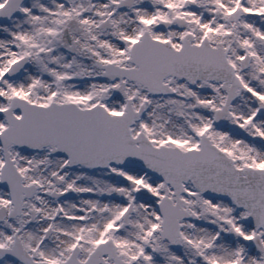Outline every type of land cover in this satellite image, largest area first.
Returning <instances> with one entry per match:
<instances>
[{
    "label": "snow or ice",
    "instance_id": "6c2138e0",
    "mask_svg": "<svg viewBox=\"0 0 264 264\" xmlns=\"http://www.w3.org/2000/svg\"><path fill=\"white\" fill-rule=\"evenodd\" d=\"M0 264H264V0H0Z\"/></svg>",
    "mask_w": 264,
    "mask_h": 264
}]
</instances>
